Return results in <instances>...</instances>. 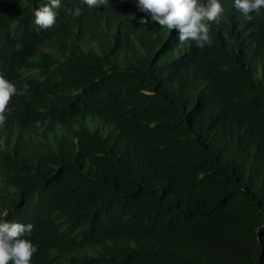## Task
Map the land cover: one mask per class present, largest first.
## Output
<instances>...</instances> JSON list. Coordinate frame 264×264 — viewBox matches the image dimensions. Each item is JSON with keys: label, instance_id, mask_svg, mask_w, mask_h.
<instances>
[{"label": "trees", "instance_id": "16d2710c", "mask_svg": "<svg viewBox=\"0 0 264 264\" xmlns=\"http://www.w3.org/2000/svg\"><path fill=\"white\" fill-rule=\"evenodd\" d=\"M47 3L0 0V219L30 264H264V9L222 0L200 47L136 0L42 28Z\"/></svg>", "mask_w": 264, "mask_h": 264}, {"label": "clouds", "instance_id": "9594fccd", "mask_svg": "<svg viewBox=\"0 0 264 264\" xmlns=\"http://www.w3.org/2000/svg\"><path fill=\"white\" fill-rule=\"evenodd\" d=\"M106 2L107 0H86L89 7ZM136 4L140 11L146 13V16L139 18L140 25L155 22L170 30L175 29L180 41H195L200 47L211 42L208 22L218 21L224 11L222 0H136ZM233 4L249 20L252 19L249 13L264 9V0H233ZM60 6L61 0H48L47 4L34 9L35 24L42 28L53 25L57 15L55 9ZM80 12V8L72 10V14L76 16ZM15 94H19L16 85L0 75V125L6 119V105ZM32 227L31 223L0 219V264H8L9 261L11 264H30L36 246L24 237L31 234Z\"/></svg>", "mask_w": 264, "mask_h": 264}]
</instances>
